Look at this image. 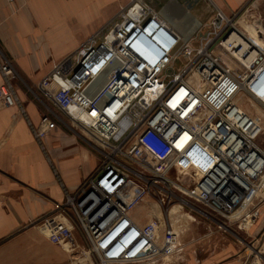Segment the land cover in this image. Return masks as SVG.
<instances>
[{"label":"built area","instance_id":"2783aa9c","mask_svg":"<svg viewBox=\"0 0 264 264\" xmlns=\"http://www.w3.org/2000/svg\"><path fill=\"white\" fill-rule=\"evenodd\" d=\"M228 21L222 15L205 27L190 14L171 20L143 0H130L41 79L43 93L73 125L113 143L78 192L40 219L51 242L76 247V225L98 256L86 264L168 262L184 247L170 218L155 213L139 224L134 209L146 196L172 203L173 183L163 173L175 164L201 173L184 189L193 203L237 226L259 218L264 52L249 41L225 46L226 37L219 43L235 68L224 62L212 43ZM175 59L180 69L163 80ZM0 72V108L19 104L8 59L0 61ZM34 133L39 139L44 130Z\"/></svg>","mask_w":264,"mask_h":264},{"label":"crops","instance_id":"0c3cea01","mask_svg":"<svg viewBox=\"0 0 264 264\" xmlns=\"http://www.w3.org/2000/svg\"><path fill=\"white\" fill-rule=\"evenodd\" d=\"M111 1L0 0V61L8 59L16 71L12 84L22 103L0 108V264H83L79 252L73 255L51 242L38 223L54 211L55 203L78 192L98 161L90 149L77 147L76 134L59 125L36 137L44 105L26 92L23 82H40L55 63L102 28L108 20L99 11ZM143 1L171 20L190 14L205 27L217 11L225 19L249 5L264 11V0ZM73 235L79 246L86 245L77 226ZM214 264L238 263L224 257Z\"/></svg>","mask_w":264,"mask_h":264},{"label":"rangeland","instance_id":"374dc122","mask_svg":"<svg viewBox=\"0 0 264 264\" xmlns=\"http://www.w3.org/2000/svg\"><path fill=\"white\" fill-rule=\"evenodd\" d=\"M128 5L129 0H112L107 4V7H102L99 13L107 17L106 19L108 21H106L105 25L117 19L118 14L125 10ZM152 6L156 7L155 4ZM215 14V21L222 16L221 11H217ZM226 27V30L217 36L218 40L216 38L212 43V51L216 54L222 53L221 58L224 62L232 63L234 59L228 56V53L219 42L228 37L232 32L237 33L243 38L256 41L259 49L264 52L263 10H259L258 8L254 9L249 5V7L229 17ZM180 67L181 63L176 59L173 60L161 73V78L163 80H169ZM16 77L17 73L15 71ZM23 84L25 90H27L26 92L43 102L44 105V114L41 115L39 125L36 129L43 130V127L44 137L47 133L55 130L57 125L66 132L76 134L78 136L77 147L80 144V146L90 149L93 157L98 161L96 170L104 158L105 153L110 151L113 143L100 139L97 135L89 132L81 125H73L67 113L55 107L49 97L43 93L39 87V82L31 85L26 82H23ZM18 103L22 106L20 100H18ZM257 141L264 147V131ZM190 170L191 167L180 168L175 164L167 173H163L173 183L168 188L174 196L169 206H162L152 197L146 196L134 209V218L137 223L144 222L145 219L156 213L161 219H166V221L167 217L170 218L171 225L178 233L180 241L184 245L183 250L163 264H214L224 259V257L233 259L238 264H264V212L253 223L244 226H237L225 218L223 219L210 213L207 209H203L198 204L193 203L184 191L201 174L199 171L197 173H191ZM201 211H204L207 215L202 214ZM75 246H66L64 248L66 251L73 253V255L79 252L83 264L85 263L83 261L98 260V256L95 253L89 252L91 244L87 240L85 246H79L76 242Z\"/></svg>","mask_w":264,"mask_h":264},{"label":"bare ground","instance_id":"6f19581e","mask_svg":"<svg viewBox=\"0 0 264 264\" xmlns=\"http://www.w3.org/2000/svg\"><path fill=\"white\" fill-rule=\"evenodd\" d=\"M229 41H231V42L233 41L234 42L233 43L234 47H236V48H238L240 45H243V46L245 45V41L238 34H236L235 32L232 33L230 38L226 42H224V44L226 45V43L229 42ZM249 42L251 43L252 47H255V48L259 49V46L254 44L252 41L249 40ZM232 54H233V52H232Z\"/></svg>","mask_w":264,"mask_h":264}]
</instances>
